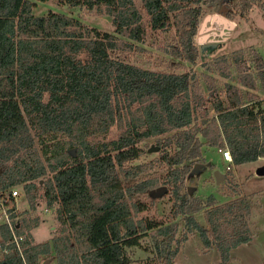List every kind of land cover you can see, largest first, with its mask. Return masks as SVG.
<instances>
[{
  "label": "trees",
  "instance_id": "obj_1",
  "mask_svg": "<svg viewBox=\"0 0 264 264\" xmlns=\"http://www.w3.org/2000/svg\"><path fill=\"white\" fill-rule=\"evenodd\" d=\"M56 1L112 16L115 33L70 14L35 15L32 0H0V191L18 187L28 199L30 207L16 213L27 263L41 264L54 252L58 264H176L181 244L197 232L228 264L233 248L253 239L249 199L203 200L185 191V182L206 160L207 145L229 148V180L236 166L264 157V98L243 100L229 80L238 73L244 85L264 89V58L250 47L204 60L205 71L227 80L218 89L205 73L212 81L205 98L197 70L145 68L127 53L149 31L172 30L164 48L197 65L205 7L219 0H142L147 22L135 0ZM258 2L225 0L221 13L248 19ZM114 125L120 134L108 139ZM150 138L159 156L141 161ZM156 164L166 166L161 176L123 185L122 175L130 181ZM166 191L171 216L186 225L179 237L177 222L141 215L149 209L142 196ZM40 201L55 207L59 229L50 241L36 242L32 233ZM0 234L9 237L6 228ZM133 248L154 255L135 258ZM0 264L24 262L13 250Z\"/></svg>",
  "mask_w": 264,
  "mask_h": 264
},
{
  "label": "rangeland",
  "instance_id": "obj_2",
  "mask_svg": "<svg viewBox=\"0 0 264 264\" xmlns=\"http://www.w3.org/2000/svg\"><path fill=\"white\" fill-rule=\"evenodd\" d=\"M32 1L36 2L33 7V13L35 15H44L51 10L70 14L83 20L90 26L115 33L113 18L106 13H98L85 6H71L66 3H59L56 0ZM135 1L144 15V20L147 22L148 16L142 0ZM237 1L238 0H234V2ZM262 2L263 5H261V2L253 5L248 19L241 17L230 19L235 20L237 23L236 27L231 31L226 47H224L225 41L220 40L223 37L214 36V31L207 30L203 32V34H199L198 32L196 36L197 45H199L198 38L205 34L208 35V41H223L224 45L222 50L215 51L213 57L210 56L211 54L206 53L204 58H201L197 65L193 66L188 60L181 56L174 55L169 52L168 49L164 48L165 45L173 41L174 33L172 30L156 33L149 31L145 41L140 43L141 47L132 49L127 53V56L131 61L136 62L145 68L168 72L197 70L202 92L205 98H208L210 93L209 87L212 85V81L205 76V73L214 76V85H216L215 87L218 89H222L227 80L214 71H205V68L202 66L204 60H212L220 55L232 53L237 49L249 50L250 47H255V49L259 51V54L264 58V0H262ZM205 10L207 15L214 11V8L213 6H206ZM207 26H210L209 23ZM229 80L234 82L243 100L247 101L248 99L255 97L264 98V89L261 87L260 83L257 89H252L239 81L238 73ZM120 131L121 129L119 126L114 125L108 139L117 138ZM142 145L146 152L142 156L141 161H150L154 157L159 156L160 147L155 138L147 139ZM152 147L156 148V150H151ZM204 155L206 160L203 159L202 162H199L203 163V165L200 166V168H196V171L194 173L192 172L187 178L184 190H195L197 195L203 200H207L209 196L214 195L219 203H225L237 197L247 196L251 203L250 221L254 232L253 239L249 243L233 248L232 257L228 264H264V174L257 173L259 169L264 168V157H261L256 161L236 166L234 168V180L225 179L222 182L217 183L214 175L215 171L219 170L226 174L229 162L224 159L222 152L218 148L209 147L208 145L204 147ZM165 172L166 166L156 164L151 169L142 172L140 176L130 181L125 179L124 175H122L123 185H129L130 183L137 182L145 177L161 176ZM158 185L163 186L164 183L159 182ZM142 197L149 205V209L144 211L141 215L158 218L166 223L177 222L179 224L177 236H181L186 225L180 217L173 218L171 216L170 210L173 200L170 198L168 191L163 192L158 196L152 197L150 195H144ZM18 204L21 209L30 207L28 199L23 191H21ZM204 214V211H200L196 216L202 222H206ZM34 215L41 218L40 224L32 230L35 241H50L52 233H54L56 229H59L55 207L49 208L44 202L40 201L34 210ZM143 242L145 244H151L152 239L151 237H146ZM132 254L135 258H146L147 256L154 255V252L150 250L146 251L143 248H133ZM41 264H58L55 253L51 252L48 256H43ZM140 264L147 263L141 262ZM176 264H220V256L216 247L207 248L199 234L195 232L191 233L188 239L181 244L180 251L176 257Z\"/></svg>",
  "mask_w": 264,
  "mask_h": 264
},
{
  "label": "built area",
  "instance_id": "obj_3",
  "mask_svg": "<svg viewBox=\"0 0 264 264\" xmlns=\"http://www.w3.org/2000/svg\"><path fill=\"white\" fill-rule=\"evenodd\" d=\"M223 157L229 162L227 169H230L233 163V157L228 147L219 148ZM21 196V190L18 187H11L6 190L0 191V230L6 228L9 231V237L0 239V257L16 250L21 256L24 264L27 263L26 259V237L23 233L17 231L16 220L18 216L17 211L21 208L18 204V199Z\"/></svg>",
  "mask_w": 264,
  "mask_h": 264
},
{
  "label": "water",
  "instance_id": "obj_4",
  "mask_svg": "<svg viewBox=\"0 0 264 264\" xmlns=\"http://www.w3.org/2000/svg\"><path fill=\"white\" fill-rule=\"evenodd\" d=\"M222 2V0H219ZM209 23L210 26H207V24ZM236 24L235 22H233L232 20H230L229 18L223 16L221 14V8L220 6L215 7V12L212 14H207L203 21L202 24L200 25V28L198 30L199 34H203V32L206 30H212L214 31L213 34L214 36H219V37H223L224 41L228 40L231 34V30H233L235 28ZM216 31V32H215ZM208 35L205 34L202 37L198 38V48L200 50V55L201 58H204L205 54L207 53L206 49L208 47H212L211 51H213L211 53V57H213L215 55V48L219 45V41L218 40H213V41H208L207 40ZM223 47H220L217 50H222ZM151 150H156V148H151ZM203 163H196L195 166L193 167L191 173L196 171V168H200V166H202ZM258 174H264V169H259L257 171ZM215 179L217 183L222 182L223 180L226 179V175L225 173L216 170L215 171ZM161 189V187L159 188Z\"/></svg>",
  "mask_w": 264,
  "mask_h": 264
},
{
  "label": "flooded vegetation",
  "instance_id": "obj_5",
  "mask_svg": "<svg viewBox=\"0 0 264 264\" xmlns=\"http://www.w3.org/2000/svg\"><path fill=\"white\" fill-rule=\"evenodd\" d=\"M223 1H225V0H222V2ZM222 2L221 1H219V2H217V5L215 4L214 6H213V8L215 9V7H217V6H220V8H221V6L223 5L222 4ZM224 45V42L223 41H219V45L215 48V50L214 51H217V49H219L220 47H222ZM211 49H212V47H208L206 50V52H207V54H211L213 51H211Z\"/></svg>",
  "mask_w": 264,
  "mask_h": 264
},
{
  "label": "crops",
  "instance_id": "obj_6",
  "mask_svg": "<svg viewBox=\"0 0 264 264\" xmlns=\"http://www.w3.org/2000/svg\"><path fill=\"white\" fill-rule=\"evenodd\" d=\"M214 12H215V9H214V11L210 12V14H212V13H214ZM221 14H222L223 16H225L223 13H221ZM225 17H226V16H225ZM232 21H234L235 24L237 23L235 20H232ZM235 27H236V26H235ZM205 31H206V30H205ZM205 31H204V32H205ZM211 31H212V30H211ZM231 31H232V30H231ZM212 32H213V31H212ZM215 32H216V31H215ZM220 40H224V39L222 38V39H220ZM227 41H228V40L225 41V45H224V47H226ZM222 47H223V46H222ZM263 169H264V168H263ZM0 237H1V234H0ZM51 237H52V236H51Z\"/></svg>",
  "mask_w": 264,
  "mask_h": 264
}]
</instances>
